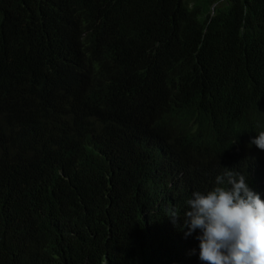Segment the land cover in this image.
Masks as SVG:
<instances>
[{"label": "trees", "instance_id": "16d2710c", "mask_svg": "<svg viewBox=\"0 0 264 264\" xmlns=\"http://www.w3.org/2000/svg\"><path fill=\"white\" fill-rule=\"evenodd\" d=\"M260 132L264 0H0V264H205L165 215Z\"/></svg>", "mask_w": 264, "mask_h": 264}, {"label": "clouds", "instance_id": "9594fccd", "mask_svg": "<svg viewBox=\"0 0 264 264\" xmlns=\"http://www.w3.org/2000/svg\"><path fill=\"white\" fill-rule=\"evenodd\" d=\"M250 144L264 150V132ZM186 205L183 219L175 207L165 216L186 230V237L197 233L201 261L264 264V199L249 186L248 177L229 169L216 177L212 189L194 191Z\"/></svg>", "mask_w": 264, "mask_h": 264}]
</instances>
